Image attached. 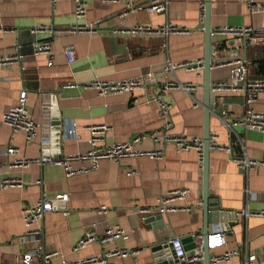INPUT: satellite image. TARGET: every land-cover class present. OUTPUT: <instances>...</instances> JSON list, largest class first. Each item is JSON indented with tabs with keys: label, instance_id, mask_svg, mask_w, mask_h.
<instances>
[{
	"label": "crops",
	"instance_id": "1",
	"mask_svg": "<svg viewBox=\"0 0 264 264\" xmlns=\"http://www.w3.org/2000/svg\"><path fill=\"white\" fill-rule=\"evenodd\" d=\"M87 1V14L79 22L95 24L97 32L65 30L77 21L75 0H56V4L54 0H0V56L19 55L16 60L0 64V179L12 176L24 182L23 187H0V263L12 264L36 246L33 241L22 240L27 232L23 206L36 203L43 195L54 196L60 192L69 193L70 198L58 201L46 213L41 221L43 234L38 245L47 252H60L53 264L62 258L75 261L114 248L131 251L128 257H112L115 264H157L153 247L159 242L168 243L174 237L186 239L203 231L204 161L196 149L178 150L170 144L160 159L135 156L117 162L106 158L98 169L70 177L65 175L63 166L54 162L33 161L28 166H12L18 155L36 157L43 152L41 134L30 142L24 132L13 131L2 121L3 113L16 103L22 89L28 91V107L37 121H42L44 104L55 103L51 120L53 140L48 150L55 158L85 150L90 136L88 126L92 124L111 125L104 136L105 144L155 129L204 135V69L196 72L177 67L169 72L170 78L191 82L193 88L190 93L181 88H172L166 93L171 103L167 116L161 115L157 101H147V95L153 93L151 89L140 87L102 95L86 84L97 77L116 80L151 70L162 81L168 58L175 63L204 58L206 34L201 8L205 0H170L166 12L143 9L124 18L118 15L124 2ZM260 3L263 9L253 11L245 0H212L211 40L215 46L212 83L229 80V65L219 62L234 48L249 60L251 77H264L257 72L258 60L264 56V44L245 46L232 34L222 31L227 25L264 28V0ZM167 21L188 31L169 36L116 31L137 23L159 26ZM40 24L53 25L55 32L36 31ZM45 38L52 40V52L36 53V43ZM69 45L76 50L72 62L64 51ZM246 107L245 92L229 87L215 91L210 117L214 144L209 155V191L226 217L238 222L231 231H226L227 243L210 251L212 257L227 250L239 251L231 260L219 264H241L248 254H255L258 262L264 261V217L237 215L246 206L252 211L264 208V165L257 164L246 170L232 155L245 145L250 157L264 159V132L233 124L245 114ZM255 107L264 111V91L259 93ZM65 119L77 122L80 138L60 132L61 139L54 141L56 122L61 121L62 128ZM228 122L231 127L227 126ZM41 131L45 132L44 128ZM9 144L19 148L18 154L6 153ZM138 147L155 148L157 143L147 138ZM87 163L88 159L73 161L74 166ZM178 187L189 189L187 203L193 210L163 213L162 227L146 223L145 218L159 212L141 208H154L162 192ZM103 205L106 212H99ZM65 208L70 210L69 215H64ZM90 225L98 233L120 225L127 236L106 244L94 242L74 251V245Z\"/></svg>",
	"mask_w": 264,
	"mask_h": 264
},
{
	"label": "built area",
	"instance_id": "2",
	"mask_svg": "<svg viewBox=\"0 0 264 264\" xmlns=\"http://www.w3.org/2000/svg\"><path fill=\"white\" fill-rule=\"evenodd\" d=\"M107 2H124L125 6L118 13L120 17H128L136 14L138 11L146 9L149 12H166L169 8L170 0H149L147 3L138 0H103ZM253 11L263 9V4L260 0H245ZM56 4V0H54ZM89 3L87 0H75L74 14L77 21L73 22L65 30L79 31V32H97L95 24L81 23L79 20L86 16ZM201 18H205V7L201 8ZM36 31L55 32V28L51 24H40L35 28ZM118 32L128 33H152L169 36L176 32H187L188 29L178 26L177 24L167 21L159 26H152L145 23H137L128 28L117 29ZM222 31L232 34L239 41L243 42L245 46L249 44H264V28H256L253 25H227L222 28ZM239 47V46H237ZM65 53L70 62L76 58V50L73 45L65 47ZM36 53H51L52 40L45 38L36 43ZM19 55L0 56V64H5L16 60ZM52 61H50L51 63ZM219 63L227 64L230 67L229 80H220L212 83V90L219 91L225 87L236 90H241L246 94V112L245 114L233 122V124H242L245 127L258 129L264 132V111H260L255 107V102L261 91H264V77H251L249 73V60L240 55L239 50L234 48L230 51L227 58H224ZM177 67H185L188 70L202 72L204 69V58L196 60H188L180 63L173 62L170 58L167 59L163 71L164 79L159 81L157 73L153 70L146 72L140 76L129 78H120L116 80L94 78L86 84L87 87H94L102 95L120 93L126 91H133L136 88H145L153 90V93L147 95V101L155 100L160 105V112L162 116H167L171 103L166 99V93L172 88H181L187 92H192L191 82H181L176 78H170L169 72L175 70ZM138 102V99H135ZM54 104L46 102L43 106L42 121H37L28 107V91L22 89L17 97L16 103L5 110L2 116V121L8 125L13 131H22L26 134V139L30 142L36 141L41 134L40 146L43 149L41 155L36 157H28L18 155L12 162V166H28L33 161L36 162H54L63 166L65 175L70 177L78 173H87L96 170L100 167L103 159L110 158L120 162L126 157L147 156L153 159L163 158L165 150L168 145L173 144L178 150L196 149L201 159H203V137L189 136L185 133L174 134L168 130H150L146 132H139L132 138L123 141H116L110 144L104 143V136L110 130L111 125L108 123L92 124L88 126L90 136L88 139V146L85 150L75 153L63 155L60 158H55L48 150L51 148L53 135L51 132V120L53 115ZM231 127V123H227ZM45 132H40V130ZM61 132L64 136H71L79 139V125L75 120L65 119L62 123ZM44 135V136H43ZM214 134L211 133V142H213ZM151 138L157 143L155 148H141L138 144L143 140ZM19 148L9 144L6 153L18 154ZM234 160L248 170L257 164L264 165V159H256L249 156L246 146L242 145L239 153L232 154ZM88 159L89 163L74 166V160ZM24 182L19 177H4L0 179V187H23ZM249 190L248 188L246 189ZM189 189L187 187L172 188L162 192L157 199V205L154 208H141V210L156 211L160 213L174 212V211H192L193 206L187 203ZM70 198L69 193L60 192L54 196L43 195L36 203L25 205L22 208V217L27 229L26 234L22 240L33 241L36 246L18 256L12 264H53L54 257L60 256L59 251L47 252L39 248L42 241L43 228L41 221L46 213L54 209L58 201H67ZM106 206H101L99 212H106ZM70 210L65 208L64 215H69ZM237 215L242 218L250 216H263L264 208L258 211H252L248 206L242 208L237 212ZM226 229L220 227L216 228L210 234L212 239V248L221 247L227 243ZM127 236L126 230L120 226H109L103 233H98L93 225L86 228L84 235L74 245L73 250L79 251L91 245L94 242L106 244L114 242L119 238ZM194 242L197 246L203 243V234L196 233L193 235ZM170 242L175 250L176 260L174 264H203L202 254L195 256H188L184 248L182 238L174 237ZM238 249L227 250L223 253L211 257V264H219L224 261L231 260L237 255ZM131 251L124 248H114L103 250L100 254H93L75 261H68L64 258L56 264H115L111 261L112 257H128ZM4 264V263H0ZM241 264H264V261L258 262L255 254H248L242 260Z\"/></svg>",
	"mask_w": 264,
	"mask_h": 264
},
{
	"label": "water",
	"instance_id": "3",
	"mask_svg": "<svg viewBox=\"0 0 264 264\" xmlns=\"http://www.w3.org/2000/svg\"><path fill=\"white\" fill-rule=\"evenodd\" d=\"M211 5L212 0H205V55H204V135H203V161H204V191H203V209H204V227H203V243L201 246H197L194 242L193 236L186 239H182L184 248L188 252V256H195L202 254L203 264H211V248L212 239L210 234L216 230V228H224L227 231H231L232 227L237 225L236 220H231L226 217V213L220 208L217 202H213L209 191L208 175H209V155L210 148L214 144L211 142V125L210 117L215 106V91L212 90L211 80V68H212V53L215 52V46L212 45V25H211ZM55 104V103H53ZM55 110V108H54ZM58 113V112H57ZM56 136L54 141L61 139V121L56 122ZM146 223L153 222L157 227L164 226L163 213H156L144 219ZM153 252L156 257L157 264H174L176 260L175 250L170 241L164 243L159 242L153 247Z\"/></svg>",
	"mask_w": 264,
	"mask_h": 264
},
{
	"label": "trees",
	"instance_id": "4",
	"mask_svg": "<svg viewBox=\"0 0 264 264\" xmlns=\"http://www.w3.org/2000/svg\"><path fill=\"white\" fill-rule=\"evenodd\" d=\"M257 72L260 73V74H264V56H263V58L261 57L258 60V69H257Z\"/></svg>",
	"mask_w": 264,
	"mask_h": 264
}]
</instances>
